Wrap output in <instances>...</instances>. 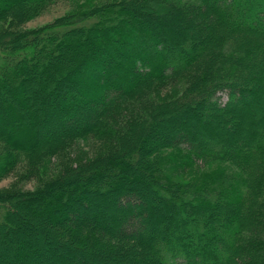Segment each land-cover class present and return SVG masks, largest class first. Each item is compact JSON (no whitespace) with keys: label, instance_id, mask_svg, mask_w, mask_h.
Wrapping results in <instances>:
<instances>
[{"label":"trees","instance_id":"16d2710c","mask_svg":"<svg viewBox=\"0 0 264 264\" xmlns=\"http://www.w3.org/2000/svg\"><path fill=\"white\" fill-rule=\"evenodd\" d=\"M58 1L0 0V180L39 181L0 190V264H264V0H84L21 28Z\"/></svg>","mask_w":264,"mask_h":264},{"label":"rangeland","instance_id":"374dc122","mask_svg":"<svg viewBox=\"0 0 264 264\" xmlns=\"http://www.w3.org/2000/svg\"><path fill=\"white\" fill-rule=\"evenodd\" d=\"M84 0H59L58 2L49 4L41 14L33 17L32 19L26 21L21 28H35L42 26L46 23L53 21L55 18L64 15L67 12L74 11L80 7V4ZM0 57V61H1ZM184 86V82L180 80V82L174 86H169L164 89H161L154 93V97L157 99H168L178 95L181 92V89ZM221 100L223 102L227 101L228 94L221 93ZM100 148V143L92 138L80 140L76 142L69 151L62 154L59 158H54L49 160L47 164V168H51V172L55 170V168L62 161L65 163H77L82 160H86L89 157L95 156V153ZM71 159V160H70ZM47 169V171H49ZM22 170L23 168H19L17 172L12 173L11 175L5 177L0 180V190H17V189H34L39 185V181L37 180H25L22 178ZM22 172V173H21ZM49 173V172H47Z\"/></svg>","mask_w":264,"mask_h":264}]
</instances>
